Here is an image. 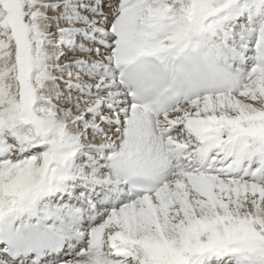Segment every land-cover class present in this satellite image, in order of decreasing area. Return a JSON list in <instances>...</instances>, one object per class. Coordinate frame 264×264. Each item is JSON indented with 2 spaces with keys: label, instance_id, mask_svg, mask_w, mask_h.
<instances>
[{
  "label": "snow or ice",
  "instance_id": "6c2138e0",
  "mask_svg": "<svg viewBox=\"0 0 264 264\" xmlns=\"http://www.w3.org/2000/svg\"><path fill=\"white\" fill-rule=\"evenodd\" d=\"M0 264H264V0H0Z\"/></svg>",
  "mask_w": 264,
  "mask_h": 264
}]
</instances>
